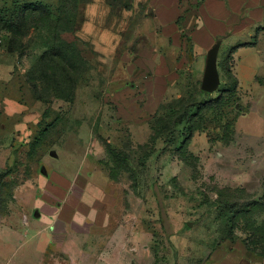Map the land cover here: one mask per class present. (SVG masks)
Listing matches in <instances>:
<instances>
[{
    "label": "rangeland",
    "instance_id": "rangeland-1",
    "mask_svg": "<svg viewBox=\"0 0 264 264\" xmlns=\"http://www.w3.org/2000/svg\"><path fill=\"white\" fill-rule=\"evenodd\" d=\"M87 1L0 0V102L12 98L22 110L7 116L0 103V227L22 233L9 248L21 249L20 257L32 248L35 194L55 202L104 195L114 202L125 264H219L229 253L238 256L236 264H264V122L254 113L240 119L262 97L249 89L264 87V28L236 35L233 45L250 41L239 50L221 39L214 91L202 89L205 71L192 63L162 94L161 105L171 108L220 97L197 114L207 130H196L188 142L187 122L171 132L156 127L158 113L171 110L156 111L159 92L141 94L149 77L135 81L154 65L124 60L146 10L135 5L115 15L105 0ZM109 1L115 8L128 0ZM81 4L85 21L76 31ZM192 14L191 26L198 18ZM11 21L23 33L19 42L12 41ZM184 42L190 50V37ZM48 49L63 56L58 61L77 64L76 71L59 73L57 89L72 95L71 102L41 100L27 83L45 69L40 59ZM238 75L250 78L249 89L240 88ZM52 183L60 186L47 193ZM61 250L51 249V261L69 264Z\"/></svg>",
    "mask_w": 264,
    "mask_h": 264
},
{
    "label": "crops",
    "instance_id": "crops-1",
    "mask_svg": "<svg viewBox=\"0 0 264 264\" xmlns=\"http://www.w3.org/2000/svg\"><path fill=\"white\" fill-rule=\"evenodd\" d=\"M130 3V7L117 5L114 8L106 2L111 11L117 9L115 15L122 10H132L135 5L146 10L139 28V39L130 49L125 50L123 58H135L137 64L140 61L154 65L148 75V69L144 70L145 73L140 77L136 76L135 81L143 83L145 78H150L143 83L141 94L149 96L159 92L156 96V111L162 104V94L168 93L171 87L181 81L180 70L183 67L194 63L201 65L205 71L212 53L222 49L223 46L219 44L221 39L231 45L236 35L253 27L257 30L264 27V0H130ZM84 8L85 6L81 10L82 18L78 30L85 21ZM186 9L188 12H185ZM193 10L197 11L198 18L197 26L192 29L190 19H194ZM186 33L192 40L190 50L184 42ZM249 42H237L230 47L239 50L241 46H248ZM178 65H181L179 71ZM246 78L249 77L246 75ZM246 78L238 75L239 86L245 90L249 89ZM249 90L255 93L259 91L262 97L260 101H256L257 107L244 113L240 119L254 113L260 114L261 122H264V87L258 83ZM0 103L7 116L22 111L12 98H4ZM239 122L240 120L238 124L241 128L249 130L246 127L247 122ZM48 186L47 193H52L53 188H58L60 184L52 183ZM101 191L105 192L106 189L102 188ZM35 198L36 209L30 226L32 248L30 251L24 250L22 257L16 255L21 249L9 248L8 241H16L22 237V233L10 232L0 227V264H38L39 257L45 254L54 257L55 253L51 254V249L58 246H61L62 254L69 257V264H125L119 259V255L126 254V251L120 252V233L113 219L112 200H89L83 199L82 195H79L80 199L70 198L64 202L47 198L40 200L36 194ZM123 235L128 241L129 234ZM130 239L134 241L133 231ZM89 256L94 257V260L88 263L86 258ZM237 258L234 253H229L219 264H236ZM48 260V264H57L50 257Z\"/></svg>",
    "mask_w": 264,
    "mask_h": 264
},
{
    "label": "trees",
    "instance_id": "trees-1",
    "mask_svg": "<svg viewBox=\"0 0 264 264\" xmlns=\"http://www.w3.org/2000/svg\"><path fill=\"white\" fill-rule=\"evenodd\" d=\"M85 2V4H87ZM106 2L110 5L113 6V3H111L109 0H106ZM84 4H81L78 8V13H77V21H76V31L78 30V25L80 23V20L82 18V7ZM117 5H122L123 7H130L131 3L130 0H128L126 3H119ZM116 5V6H117ZM185 12H188V9L185 10ZM50 15V14H48ZM196 16V15H195ZM183 18V16L181 17ZM1 15H0V27H1ZM10 23V28H11V33H12V41L19 42L23 36V33L20 28L17 27V23L14 21L9 22ZM197 26V23H195L192 26V29ZM264 28V27H263ZM188 33L185 34V37ZM58 59H63V56L58 54L55 50H47L44 52V54L41 56L40 63L44 64L45 69L42 72L36 71L34 72L32 76L28 79L27 83L32 87V91L35 94V96L41 100H46V102L50 103L53 99H63L68 102L72 101V95H65L61 92L58 91L57 87L60 85V72L63 73H70L72 71H76L77 64H75L73 61L66 59V60H60ZM55 78V81L53 82L52 78ZM52 80V81H51ZM78 78L71 80L74 83L78 82ZM42 86V87H40ZM51 95H48L50 94ZM45 95L48 97L46 98ZM183 99V98H182ZM220 100L219 98L213 99V101H205L204 103H196L195 101H181L178 107L171 108L168 107L167 105H161V112L167 111L170 109V113L168 114H160L158 113V118H157V123L156 127L159 128L162 133L169 131L171 132L173 129L175 130L177 126L183 124L184 122H187L188 124V135L187 139L188 142L193 138L196 130H201L202 132H205L207 129V124H204L201 121V124L199 121H196L197 117L198 120H202V115H197L198 113H201L203 109H205L207 106H210L211 103H217ZM194 106L196 107L197 112L193 111ZM169 117V121L168 118ZM200 118V119H199ZM155 126V124H154ZM204 129V130H203ZM108 152L112 153V148L107 147ZM261 206L264 207V198L260 202Z\"/></svg>",
    "mask_w": 264,
    "mask_h": 264
},
{
    "label": "water",
    "instance_id": "water-1",
    "mask_svg": "<svg viewBox=\"0 0 264 264\" xmlns=\"http://www.w3.org/2000/svg\"><path fill=\"white\" fill-rule=\"evenodd\" d=\"M219 85V73L217 67L216 51L210 56L207 68L204 73L202 89L207 92L214 91Z\"/></svg>",
    "mask_w": 264,
    "mask_h": 264
}]
</instances>
